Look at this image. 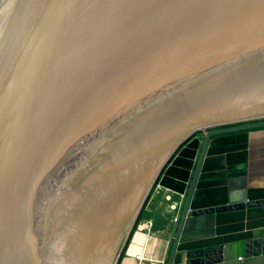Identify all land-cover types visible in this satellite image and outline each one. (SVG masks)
I'll list each match as a JSON object with an SVG mask.
<instances>
[{
	"label": "water",
	"instance_id": "water-1",
	"mask_svg": "<svg viewBox=\"0 0 264 264\" xmlns=\"http://www.w3.org/2000/svg\"><path fill=\"white\" fill-rule=\"evenodd\" d=\"M236 97H264V0H0V264H44L56 227L71 233L65 200L86 207L106 178L141 182L202 130L167 264L220 262L221 248L177 247L189 214L264 206L191 211L212 138L264 128V113L228 115L247 104Z\"/></svg>",
	"mask_w": 264,
	"mask_h": 264
},
{
	"label": "crops",
	"instance_id": "crops-1",
	"mask_svg": "<svg viewBox=\"0 0 264 264\" xmlns=\"http://www.w3.org/2000/svg\"><path fill=\"white\" fill-rule=\"evenodd\" d=\"M205 133L177 152L164 171L142 224L130 233L116 264H167ZM264 204V128L210 141L191 211ZM264 238V206L186 218L177 252L221 248L215 264H264L246 244Z\"/></svg>",
	"mask_w": 264,
	"mask_h": 264
},
{
	"label": "rangeland",
	"instance_id": "rangeland-1",
	"mask_svg": "<svg viewBox=\"0 0 264 264\" xmlns=\"http://www.w3.org/2000/svg\"><path fill=\"white\" fill-rule=\"evenodd\" d=\"M226 92L227 90H224L223 92L220 93V95H223ZM221 100L226 101L227 95L225 97H221ZM230 101L233 102V104L231 105H238V104H242L246 102L247 104L241 105V107H243L246 105L257 104L260 102L264 103V97L256 99L255 102H248L247 99L242 100V97H236V98L231 99ZM227 102L219 103V107H221V105L223 106L227 105ZM238 107L240 106L238 105ZM207 131L208 130L199 131L195 133L194 135H192L190 138H188L176 150V152L171 156V158L164 164V166L161 168L159 172L157 170L156 172L152 173L151 178L153 181V177H154V184L151 187L149 194L142 208L139 211L138 216L137 215L133 216L134 212L132 211L131 206L134 202L132 201L133 200L132 197L137 196L143 189L142 187L140 188L139 186L140 180L134 181L132 184H130V186H127V189H125L123 192H121L122 190L118 191V197H117L118 199L116 198L114 201V204L110 207L109 210L111 211L109 210L107 211V207H106V212L102 214V216H105V217L99 216V218L96 219V221L94 220L93 223H92L91 215L93 214L95 208L92 210L93 212L90 213V209L92 207L91 203L88 206L86 205V207H84V210L82 212L83 213L82 216L78 217V219L76 220V222H78L76 223L77 225L73 224V221H70L68 224L69 229L72 232L73 236L70 237L71 233L69 235H67V233H64L66 237H62L60 232H58L55 235V241H57V249H54V251L52 252L54 253L53 256L51 255V251L50 252L49 250L48 252L46 251L45 253L46 258L44 259L45 261L44 264H116L118 256L121 253L122 248L126 240L128 239V236L130 235L132 230L136 229L137 227H139L140 224H142V220L144 219L145 213L148 210L149 206L151 205L154 192L160 184L164 171L167 169V167L169 166V164L171 163V161L173 160L177 152L180 151V149L183 146H185L187 143H189L192 139L196 138L197 136L203 135ZM157 157L154 160H152V162L154 161L153 165L158 160ZM150 163H148L145 167L149 168ZM157 168L159 169V166ZM155 173L156 174L158 173V175L156 176ZM143 174L139 177L140 179L143 178ZM152 181L150 182L152 183ZM144 188H146L147 190L149 186L146 185ZM105 194L103 196H105ZM143 197L141 200H143ZM65 202H68V201L65 200ZM102 203L103 202L101 201L99 206ZM141 203L136 208V214L141 206ZM100 210L103 211L102 205L100 207ZM113 211L116 213L117 216L115 215ZM58 218L60 219V217ZM124 222H127V224ZM92 224L94 225L95 232L92 231ZM118 232L121 234L119 235ZM49 243H50L49 248H52L53 240H50ZM62 249L63 251H61ZM40 258L41 260H43V252H41Z\"/></svg>",
	"mask_w": 264,
	"mask_h": 264
},
{
	"label": "bare ground",
	"instance_id": "bare-ground-1",
	"mask_svg": "<svg viewBox=\"0 0 264 264\" xmlns=\"http://www.w3.org/2000/svg\"><path fill=\"white\" fill-rule=\"evenodd\" d=\"M220 74H217L216 76H219ZM264 113V103L260 102V103H257V104H254V105H250V106H245L243 107V109L241 110H235V111H232L230 113H228V115L230 116H234V117H245V116H249V115H253V114H263ZM178 146H175L174 148H171L169 149L167 152H165V154H163L161 157L158 158V160L156 161V163L153 165V163L151 164V166L149 167L148 171L146 172L145 176H143V179L141 182H139V186L140 188L141 187H144L145 185H147L150 181H151V176H152V173L155 171L158 170V166H160L163 162H165L170 156L171 154H173L174 152H176V148ZM156 174V173H155ZM126 176H124V180H125ZM121 177L119 178L120 181L116 180V181H113L110 183V181L108 182L107 181V178L104 180V183L102 182V184H99V185H96V186H91L89 189H90V192L89 193V196L90 198L92 197L91 199V209H90V213H92L93 209L95 208L93 214L91 215L92 217V223L94 222V220L96 221V219L99 218V216H102V214H104L106 212V207H107V211L110 209V207L114 204V201L115 199L118 197V191L122 190L121 192H123L125 189H127V186H130V184H132L134 181H137L136 180V174H134L131 178V180L125 182H121V180H123ZM154 179V177H153ZM110 183V184H108ZM146 183V184H145ZM151 183V182H150ZM145 184V185H143ZM137 185V184H136ZM149 186V184H148ZM132 187V186H131ZM120 188V189H118ZM63 189H65V187H63ZM135 189V188H134ZM148 189V188H147ZM79 190L82 191V188L79 186ZM88 189L86 188V191ZM137 190V188H136ZM135 190V191H136ZM60 191V190H59ZM62 191V189H61ZM134 191V190H132ZM131 191V192H132ZM106 193V194H105ZM134 193V192H133ZM93 194V196H92ZM105 194V196H103ZM121 194V193H120ZM132 195V194H131ZM103 196V197H102ZM138 196V195H137ZM137 196H133L132 197V201L136 202L137 200ZM62 198H64V196H62ZM118 199V198H117ZM129 199V198H128ZM142 199V197H141ZM140 198L138 199V201L140 200L138 206L140 205L141 201L143 202V200H141ZM101 201L103 202L101 205L103 207V211L102 208L100 210V207L101 205L99 206V204L101 203ZM87 203L85 205H89L90 204ZM133 202V203H134ZM65 203V202H63ZM120 204V203H119ZM142 204V203H141ZM64 205V210L66 211V214H70L68 216H66L68 219L70 218H75L73 221H74V224L78 223L76 222L77 218L78 217H81L82 216V212L84 210V207L83 205L81 206V202L79 200V203H78V206H75L74 208L68 206L67 203L63 204ZM137 206V207H138ZM116 207V206H115ZM118 208V207H117ZM111 211V210H109ZM116 211V210H115ZM130 211V210H129ZM59 214H62V211L59 210ZM114 212V211H113ZM115 213V212H114ZM131 213V212H130ZM63 215V214H62ZM111 215V214H110ZM113 215V214H112ZM116 215V213H115ZM117 216V215H116ZM102 217H105V216H102ZM101 217V218H102ZM108 218V217H107ZM111 218V217H110ZM128 218V217H127ZM80 219V218H79ZM127 220V219H126ZM109 221V220H108ZM128 221V220H127ZM127 224V222H124ZM103 224V223H102ZM108 224V223H107ZM77 225V224H76ZM124 225V224H123ZM125 226V225H124ZM56 231L60 232L62 231L61 230V225H58L56 227ZM126 228V227H125ZM114 229V228H113ZM123 229V228H122ZM106 230V229H105ZM112 230V229H111ZM110 230V231H111ZM92 231H94V225L92 224ZM115 231V230H114ZM61 233H64L61 232ZM68 233V232H67ZM110 233V232H109ZM123 233V231H122ZM95 234V233H94ZM118 234L120 235L121 233L118 232ZM116 235V234H115ZM73 236L72 232H71V235L70 237ZM118 236V235H117ZM62 237H66L64 234H62ZM121 237V236H120ZM30 240V238H28ZM62 243V242H61ZM74 245V244H73ZM63 251V249L61 250ZM54 253H51V255L53 256Z\"/></svg>",
	"mask_w": 264,
	"mask_h": 264
},
{
	"label": "trees",
	"instance_id": "trees-1",
	"mask_svg": "<svg viewBox=\"0 0 264 264\" xmlns=\"http://www.w3.org/2000/svg\"><path fill=\"white\" fill-rule=\"evenodd\" d=\"M134 231H135V229H134V230H132V232H134ZM132 232H131V233H132Z\"/></svg>",
	"mask_w": 264,
	"mask_h": 264
}]
</instances>
